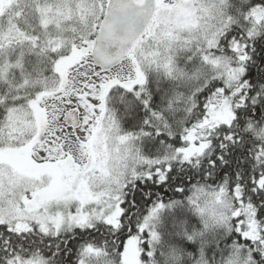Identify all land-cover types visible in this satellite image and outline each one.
<instances>
[{
  "label": "snow or ice",
  "instance_id": "1",
  "mask_svg": "<svg viewBox=\"0 0 264 264\" xmlns=\"http://www.w3.org/2000/svg\"><path fill=\"white\" fill-rule=\"evenodd\" d=\"M0 264H264V0H0Z\"/></svg>",
  "mask_w": 264,
  "mask_h": 264
}]
</instances>
